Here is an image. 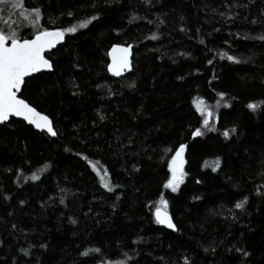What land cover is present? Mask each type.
I'll list each match as a JSON object with an SVG mask.
<instances>
[{"label":"trees","instance_id":"obj_1","mask_svg":"<svg viewBox=\"0 0 264 264\" xmlns=\"http://www.w3.org/2000/svg\"><path fill=\"white\" fill-rule=\"evenodd\" d=\"M24 4L41 8L43 27L96 19L65 33L47 55L53 68L19 92L57 135L0 124V264H264V0ZM0 16V27L22 21L23 38L36 30L7 7ZM113 43L133 45L118 78L107 72ZM180 144L186 175L173 192L164 185ZM161 197L175 230L156 222Z\"/></svg>","mask_w":264,"mask_h":264},{"label":"snow or ice","instance_id":"obj_2","mask_svg":"<svg viewBox=\"0 0 264 264\" xmlns=\"http://www.w3.org/2000/svg\"><path fill=\"white\" fill-rule=\"evenodd\" d=\"M5 7L8 9L9 17L18 14L19 17H23V22H26L36 30L29 39L23 38L20 35L18 27L22 24V21L20 20H17L15 25H9L7 21L4 20V26L0 27V124L8 122L10 116L21 117L24 121L34 125L36 129L46 131L48 134L56 136L57 132L54 129L53 122L50 118L44 113L38 111L26 99L17 95V92L21 90V86L24 83V78L26 76L31 73H36L41 69L53 68L52 61L45 55L46 49H52L58 41L64 39L65 33L77 32L78 28L86 27L92 20H95L96 17H88L87 19L81 20L77 24H73L69 27L48 28L43 27L39 23L42 16L40 7L26 8L24 0H0V13L3 12ZM68 15L72 16V12L69 11ZM221 15H223V13H221ZM228 15L231 16L232 13L229 12ZM130 19H135V14H133V17ZM0 20H3L2 16H0ZM52 22L55 23V21ZM155 35L156 34L153 33V38H155ZM237 35H239V33H237ZM259 38L264 40V35ZM130 48L131 45H128V47H123L121 45L113 46V52L119 49L122 55L118 58L115 55L113 56V62L108 65V71L120 75L131 67L129 60ZM184 55H188V53H184ZM220 55L221 58L227 56L229 61L237 60V57L229 55L223 50H221ZM208 63L211 64L212 61L209 60ZM97 87H100V85H97ZM219 96L224 97L225 93L221 92L219 93ZM194 103L196 104L197 111H199L203 117V126L205 128H211L213 110L210 107L202 106L204 104L203 98H200L199 102L194 101ZM217 103H219V101ZM225 104H227V101H225ZM247 107L250 110L255 111L260 105L255 102H249ZM100 119L103 120L104 116L101 115ZM231 131L235 132L236 128L233 127ZM203 134V131L199 127L192 132V136L194 137ZM223 135L228 136L229 130L226 129ZM184 149L185 144H180L168 161L167 166L170 170V176L164 186L170 188L173 192L177 191L186 175L183 170ZM218 160L219 158H217V164ZM47 167L48 164L45 163L43 168L46 169ZM106 171L107 170H105V172ZM31 179L37 180L39 177L33 172ZM102 183L106 189L111 191L109 181L102 180ZM247 199V196H245L243 200L236 202L234 205L235 208L243 209ZM21 203H23V201H21ZM61 203H63V200H61ZM167 205L168 201L161 197L154 209L155 219L157 223L166 225L168 228L175 230L177 226L173 223V220L167 211ZM236 250L240 251L243 256L249 255V253L243 249ZM21 251L27 253V249H21ZM91 251L100 252V249H86L82 255H88ZM126 255L127 254H125V257ZM116 264H126V259L117 261Z\"/></svg>","mask_w":264,"mask_h":264},{"label":"water","instance_id":"obj_3","mask_svg":"<svg viewBox=\"0 0 264 264\" xmlns=\"http://www.w3.org/2000/svg\"><path fill=\"white\" fill-rule=\"evenodd\" d=\"M32 36H30V37H24V38H31ZM63 40H61V41H58L54 46H53V48L52 49H54L59 43H61ZM114 45H121V46H123V47H128V45H131V48L129 49V60H130V63H131V67L129 68V69H127V70H125L124 72H122L120 75H116L115 73H113V72H110V71H108V65L110 64V63H112L113 62V56L115 55L117 58L120 56V55H122V53L119 51V49H117L115 52H113V46ZM132 47H133V45H132V43H113L112 45H110V47L108 48V51H107V54H108V63H107V72H108V74L109 75H111V76H113V77H115V78H118V77H121V76H124L125 74H127L128 72H130L131 71V69H132ZM52 49H46L45 50V55L47 56L48 55V53L52 50ZM48 58V57H47ZM51 69H41V70H39L38 72H36V73H39V72H41V71H50ZM36 73H31V74H29L28 76H26L25 78H24V80L27 78V77H29V76H32V75H34V74H36ZM22 86H23V84H22ZM22 86H21V89H22ZM21 91V90H20ZM19 91V92H20ZM19 92H17V95H19ZM20 96V95H19ZM38 110V109H37ZM39 111V110H38ZM41 112V111H40ZM43 113V112H42ZM45 114V113H44ZM45 115H47V114H45ZM48 116V115H47ZM11 117H13V118H17V119H21V120H23V118H21V117H15V116H10V118ZM49 117V116H48ZM9 118V119H10ZM50 118V117H49ZM50 120H51V118H50ZM24 121V120H23ZM52 121V120H51ZM24 122H26V121H24ZM27 124H29L28 122H26ZM29 125H31V124H29ZM34 129H36L35 128V126L34 125H31ZM36 130H39V131H43V130H40V129H36ZM46 132V131H45ZM47 133V132H46ZM50 135V134H49ZM50 136H52V135H50ZM168 211V210H167ZM169 213V212H168ZM169 215H170V213H169ZM154 216H155V214H154ZM171 216V215H170ZM161 225V224H160ZM161 226H163V227H165V228H168L166 225H161ZM170 229V228H169Z\"/></svg>","mask_w":264,"mask_h":264},{"label":"rangeland","instance_id":"obj_4","mask_svg":"<svg viewBox=\"0 0 264 264\" xmlns=\"http://www.w3.org/2000/svg\"><path fill=\"white\" fill-rule=\"evenodd\" d=\"M175 153V152H174ZM173 153V154H174ZM171 158V157H170ZM170 158H169V160H170ZM183 158H184V152H183ZM168 160V161H169ZM184 163H185V158H184ZM183 170H184V165H183ZM169 176H170V170L168 169V177H167V179L169 178ZM167 181V180H166ZM170 189V188H169Z\"/></svg>","mask_w":264,"mask_h":264}]
</instances>
